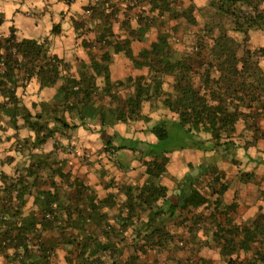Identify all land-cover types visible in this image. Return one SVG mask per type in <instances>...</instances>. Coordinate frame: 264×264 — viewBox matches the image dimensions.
<instances>
[{"label":"crops","instance_id":"obj_1","mask_svg":"<svg viewBox=\"0 0 264 264\" xmlns=\"http://www.w3.org/2000/svg\"><path fill=\"white\" fill-rule=\"evenodd\" d=\"M176 1L180 3L182 8L192 5L191 7L196 9H200V6L207 3L206 0ZM130 4L132 5L130 0H0V37H7L11 31L17 41L32 40L36 43H42L45 40L49 54L55 55L63 63L60 78L49 87L40 88L35 76L25 82L22 73L20 74L16 81L17 87L14 90L17 104L5 105V108L13 109V106L18 108L14 116L15 120L13 115L11 117L10 113L0 109V213H5L10 224L17 222V226H19L29 214L40 216L41 212L35 203L41 191L55 193L57 204H59L56 208L60 219L68 224L67 227L78 231L81 229V234L78 236L67 237L63 240L62 245L64 246L71 245L74 248L70 240L83 241L81 235L84 234L85 229L92 232L98 221L100 228L104 229L105 223L98 220L96 215L106 216L107 222L114 225V216L118 214L122 203L125 201L123 188L128 187L135 191V188H140L146 184L148 179V175L145 173L146 163L151 158L140 151H145L146 144L154 143L155 137L150 132L151 127L148 132L145 131V127L137 130L138 125L134 122H149L145 115L149 116L148 103L152 98L142 102L141 119L130 118L116 121L114 118L116 102L122 100H120L121 97L118 92L115 93L113 84L125 78H131V75L144 73L141 70L144 68H135L132 60L127 58L124 52L114 53L113 46L102 43L103 40L114 43L129 39V48L134 58L141 50L148 48L147 46L152 40L148 32L151 31L152 26L143 34L141 40H137L124 29L119 31L120 21L127 15L130 19L129 29L136 30L139 27L136 11L140 12L141 18L151 19L158 15H155L154 11L144 12L145 6L143 4H135L129 7ZM108 6L115 9V13L106 17L105 15L111 11ZM154 6L157 8L156 5ZM111 17L116 19V24L111 21ZM54 26L58 27V32L52 34L51 30ZM258 37L255 34L252 36V41L255 46L262 47L264 38ZM99 47H101V51H98L97 48ZM99 52L101 54L98 56ZM105 52L110 55L108 63L100 61L101 55ZM95 62L99 65H106L111 86H105L103 71H94L93 63ZM145 72L148 73V69ZM66 78H74L83 83L94 84L96 91L92 93V102L93 108L97 111L92 117L83 115L81 112L78 113L75 109L68 110L66 108L67 101L64 100V93L59 92ZM136 78L131 79L134 81ZM146 81L148 82L147 78ZM4 99L6 98L0 96V102H3ZM26 112H29L32 117L39 115L43 118L49 116L62 119L67 127H62L58 121L49 118V128L56 131L45 142L37 145L34 142V131L30 130L24 123L22 116ZM101 116L104 117L103 123ZM262 119L264 120V117ZM259 129H261L260 126ZM135 142L139 151H131L128 148ZM108 144H111L115 149V156L112 160L108 159L105 152ZM77 150L90 157V162L84 164L82 159L76 156ZM175 152L178 151L172 153ZM172 153L166 154L168 160L164 173L155 180L157 185L166 189V194L163 199L156 202L153 208L156 210L158 207H163V212L151 222L150 230L156 228L160 232H167V220L184 213L176 209L173 215H169L167 211L169 204L176 205L178 189L184 175L189 170V164L196 169L198 166H202L203 172L207 171L206 167H209V171L211 169L216 170L215 166L204 162L195 166L186 161L187 170L179 175L169 163L168 156ZM131 154L133 155L131 156ZM257 154H261V152ZM211 171L210 174L214 177L215 173ZM261 171L263 173H257L258 175L253 177V181L258 176L263 177L259 189L254 186H251L252 189H247L243 187V184L230 187L224 184L226 190L220 197L219 213L215 212V217L211 216L215 231L217 223L225 222L221 213L223 212L222 209L230 204L235 205L234 212L230 214V218L231 215H234V220L231 219V222L239 228L249 219L256 217L258 213H264V202L260 197L264 194V176H262L264 175V168ZM173 173L178 178L175 185L173 184L174 180L171 182L169 178ZM221 176L223 177V173ZM199 183L200 181L197 179V186ZM17 195L22 196L24 205L19 206ZM107 198L111 200L110 203H103L102 201ZM206 198L208 200L214 199L212 196ZM101 202L103 204L100 205ZM67 208L71 211L75 209L70 217H68ZM199 208L212 210V207L208 206ZM79 210L83 211L81 212L83 217L79 218ZM191 210L193 209L185 212ZM148 212L147 209L140 216L139 221L133 220V225L126 229L123 237L119 238L120 241L115 238L107 240V238L102 237L101 233L97 236V240L120 251L119 257L128 264H179V259L182 258L184 260L181 262L188 264L186 260L189 255L183 251H175L174 248H170L173 245L168 240L159 247L150 248L146 243L147 237L143 238V236L136 235L137 226L146 224ZM210 213L209 211V216ZM223 226L228 228L225 223ZM54 232L55 228L45 229L42 233L43 240L55 241L54 243L58 246L60 241L50 237ZM215 238L218 239L219 235ZM152 240L157 243L159 239L155 235ZM219 240L220 248H218L216 256L208 254L205 250H200L195 256L197 261L195 262L207 264V259L210 257L227 262L228 257L222 256L220 253L223 241L221 238ZM141 247H143V251L140 250ZM12 253L13 250L9 248L2 255L9 257ZM111 255L108 253L90 255L87 252L80 258V262L82 264H85V261L90 264H105L108 263L106 258L110 259ZM66 258L68 257H65V262ZM4 260L6 264H14L11 260ZM75 260L79 259L76 257ZM111 261L112 263L115 262L114 258Z\"/></svg>","mask_w":264,"mask_h":264},{"label":"trees","instance_id":"obj_2","mask_svg":"<svg viewBox=\"0 0 264 264\" xmlns=\"http://www.w3.org/2000/svg\"><path fill=\"white\" fill-rule=\"evenodd\" d=\"M158 1L161 4L158 16L167 12L171 18L181 17L187 22H194L193 17H191L192 7L176 11L171 9L172 1ZM260 2L262 3L264 0H210L209 6L214 14L222 16L232 25L231 31L240 33L243 38L241 42L236 41L227 35L226 30L221 28L218 36L213 40L208 57H203L204 62L201 61L200 63V68L203 69L199 73L202 83L197 88L194 87L190 75L192 65L184 60L175 61L172 59L167 35L164 33H158L156 40L150 44L149 49L141 50L136 58L131 54L129 39L114 43H110L108 40L102 41L105 45L113 46L114 53L124 52V55L132 60L135 68L148 69V82L146 77H138L134 81L131 78L126 80L133 83L134 93L124 101L116 102V109L114 110L116 121L142 118L140 114L142 102L160 95L162 74L172 72L175 74L173 84L178 92L174 100H164L168 106L172 104V110L177 114L176 119L161 120L153 125L150 132L154 135L155 142L146 144L145 151H140L151 158L146 163L145 173L148 175L146 184L140 188H135V191L128 187H122L125 201L122 203L118 214L114 216V225L107 222L106 216L96 215L98 220L105 223V228L101 229L99 221L96 222L102 237L107 238V240L115 238L120 241L126 229L133 225V220L139 221L140 216L148 209V220L146 224L137 226L136 235L143 236V238L147 237L146 243L150 248L159 247L170 238L171 235L168 232H160L156 228L150 230L151 222L163 212V207H158L156 210L153 208L156 202L163 199L166 194V189L155 182L164 173L168 160L166 154L185 149L204 152L214 151L221 146L224 151H230L234 149V143L230 140L221 142V139L232 137L235 133V125L239 120L251 131L252 142L258 139L264 141V133L260 131L257 124V120L264 117V71L259 68L258 61L255 59L256 53L261 52V50H251L246 45V37L250 33L264 31V11L259 10L258 4ZM108 8L111 9V6ZM114 13L115 9L112 8L105 16L109 17ZM152 22V19L149 18H138L139 27L136 30H130L128 24L125 28L128 29L130 36L141 40L143 34L150 29ZM57 32L58 27L54 26L51 33ZM47 47L45 40L42 43H36L32 40L17 41L11 31L7 37H0V96L6 98L0 102V109L10 113L11 117L13 115L14 120L18 108L14 106L13 109L5 108V105L17 104L14 90L21 73L25 82L35 76L40 88L52 86L60 78L63 63L55 55L49 54ZM109 60V53L105 52L100 57L102 63H108ZM209 68L215 69L218 74L217 77H212ZM93 69L95 72L103 71L105 86H111L106 65H99L95 62ZM122 84L123 81L117 82V86ZM94 91H96L94 84L83 83L74 78H66L59 89V92L64 93L68 110L75 109L78 113L81 112L83 115L91 117L97 111L93 108L92 102ZM22 117L25 125L34 131V142L37 145L45 142L56 131L49 128V118L58 121L62 127H67L62 119L56 117L47 116L43 118L39 115L32 117L29 112H26ZM103 118L101 116L102 123ZM201 134L209 137L202 139ZM111 147V144L106 145V149ZM128 148L131 151H139L136 142L129 145ZM188 168L189 170L184 175L178 189L176 205L169 204L167 212L169 215H173L176 209L185 212L208 206L212 207L210 216L215 217V212H218L219 209L220 197L225 192L226 186L220 184L219 188L210 195L214 197L213 201H210L197 188V179L202 173L203 167L198 166V171H195L196 167L189 164ZM206 168L208 172L212 170L209 171V167ZM211 172L215 173L214 180L216 181L217 176L220 175L215 170ZM240 178L247 183L251 181L252 175L242 173ZM16 198L19 206L24 205L22 196L17 195ZM110 201L107 198L102 202L109 204ZM102 202L100 205L103 204ZM35 205L41 212L40 216L29 214L19 226H17V222L10 224L5 213H0V254H4L7 249L11 248L13 250L12 255L4 257L14 264H52L51 259L57 245L54 243L55 241L43 240L42 233L45 229L50 230L56 226L45 216L49 214L52 219H55L56 207L59 204H57L55 193L41 191ZM62 208L65 209L64 206ZM234 209V204L222 209L223 212L221 213L225 219L224 223L228 225L227 229L223 226L224 223L216 224L215 236L219 235V239L221 238L223 241L220 253L222 256L228 257L226 264H253L249 261H239L230 257L237 250L247 252L250 245L262 235L264 232V213H258L249 225L245 223L239 228L231 222L230 214L234 212ZM66 210L68 217L75 211L73 209L72 212L69 208ZM79 211L80 218L83 211ZM155 235L159 239L157 243L152 240ZM81 236L83 241L70 240L79 260L87 252L90 255L100 253L118 255L120 253L109 244L98 241L95 233L87 229ZM236 237H239L237 241L235 240ZM140 250L143 251V247ZM66 263L72 264L68 258H66ZM84 263L90 264L86 261Z\"/></svg>","mask_w":264,"mask_h":264},{"label":"rangeland","instance_id":"obj_3","mask_svg":"<svg viewBox=\"0 0 264 264\" xmlns=\"http://www.w3.org/2000/svg\"><path fill=\"white\" fill-rule=\"evenodd\" d=\"M132 1V5L130 4L129 7L139 4H143L145 6L144 12H153L155 15H158L161 4L158 0H130ZM172 1L171 9L176 11H181L183 9L190 8L192 5L182 8L180 3H177L176 0ZM207 3L200 6V9H196L192 7V16L194 22L190 23L187 22L184 18H171L169 13L162 14V17H152V28L151 31L148 32V35H151V42L154 41L155 37L158 33H164L167 35V40L169 43V47L172 53V59L177 60H184L185 62H189L192 65V71L190 72L191 79L194 83V87L197 88L202 83L200 81V74L203 69L200 68V63L203 61V57H208L209 50L213 44V40L218 36L221 28L227 31V35L233 38L236 41L242 40L243 36L240 33H236L231 31L232 25L226 21L222 16H217L214 14L213 10L210 8L209 3L210 0H206ZM157 8H155V6ZM259 10L264 11V2H260ZM138 18L140 17V12L136 11L135 13ZM147 18V17H145ZM142 18V19H145ZM129 17L125 15L120 21L119 31L124 29L128 33V29H126V24L129 23ZM111 21H114L116 24V19L111 17ZM128 27L129 24H128ZM107 29V28H106ZM110 30V28H109ZM123 33V32H122ZM127 34L126 32H124ZM257 34L258 38H264V31H257L250 33L248 35L246 45L251 50L258 49L261 52H257L255 59L258 61L259 68L264 71V45L262 47L255 46L254 42L252 41V36ZM148 37V36H147ZM150 42V43H151ZM148 44V48L150 46ZM98 51H101V47L97 48ZM101 53H98V56ZM204 62V61H203ZM210 74L212 77H217V73L215 69L209 68ZM144 73L138 75L134 74L131 75L132 79L142 76L148 77V73L146 68L141 69ZM140 71V70H136ZM174 73L162 74L161 79V87H160V95L152 97L151 101L148 103V114L146 116L148 121H137V130L142 129L143 127L146 128L145 131H149L150 127L155 125L161 120H173L176 119L177 114L172 110V104L169 106L164 102V100H174L178 95L177 89L174 87ZM127 78L123 79V84L121 86H117V83L113 84L115 87V93L118 92L119 96L121 97L120 100L124 101L128 95H131L134 92V85L133 83H129L126 81ZM201 93H203L201 91ZM144 105V104H143ZM258 127L260 126L261 132L264 133V120L262 118L257 120ZM141 127V128H140ZM202 139H206L209 136L201 134ZM226 140H230L234 143V149L230 151H224V148L221 146L214 151H200V150H191L187 149L180 150L178 152L172 153L168 156L169 163L171 167H174V170L182 174L183 171L187 170L186 161L192 163L193 165H197L199 163H207L211 166H215L218 174L217 180L214 181V177L208 171H202L201 175L198 177L200 183L198 184V189L200 192L205 196L209 197L212 192L219 188L220 184H225L227 187L236 186L243 184L244 188H251L254 186L259 189L261 183L263 182V177H257V179L253 177L254 175H258L257 173H263L261 171L264 168V141L262 139H258L255 142H252V133L243 125V122L239 120L235 125V133L232 137L226 139L222 138L221 142ZM115 147V146H114ZM255 151V152H254ZM106 152V150H105ZM261 152V154H257ZM133 154H131L132 156ZM233 161V162H232ZM235 162V163H234ZM183 164V166H181ZM181 166V167H180ZM197 171V169L195 170ZM223 173V177L221 176ZM242 173H251L252 179L250 182L245 183L240 178V174ZM175 174L170 175V181H175L178 179L174 176ZM264 176V175H262ZM220 177V178H219ZM171 186V185H170ZM173 189V187H172ZM170 189V191H172ZM262 201L264 202V194L260 196ZM214 198V197H212ZM210 201H213L210 200ZM74 208V207H71ZM209 209V208H208ZM207 208H197L193 209L190 212H184L182 214L177 215L173 219H168L166 226L168 227V233L171 235L170 238L167 240L173 246L170 248H174L175 251H183L188 254V259L186 260L188 264H199L196 263L195 256L202 251H207L208 254L212 256H216L218 248H220V240L219 238L216 239L214 236V227L212 225V217L209 216L208 212L212 213V210H208ZM57 210V208H56ZM236 217V215H235ZM52 220L56 226L55 232L50 235L51 238L57 239L60 241L59 245L57 246L56 250L54 251V256L52 257V264H67L65 262V257H68L72 260L73 264H82L80 260L76 259V252L73 246H64L62 245L63 240L67 237H75L78 234H81V229L78 231L77 229L67 227V223H65L62 219H60L58 213L56 212ZM254 217L253 219H255ZM231 219L234 220V215H231ZM253 219H247L246 224L249 223ZM242 222V221H241ZM240 222V223H241ZM88 230V229H87ZM96 236L100 234L99 227L95 226L92 230ZM239 237H236V241ZM115 260L112 263L111 260ZM6 259L0 254V264H6ZM231 259H238L239 261L244 262H251L253 264H264V232L260 235L256 242H253L250 245V248L247 252H243L241 250H237L231 257ZM105 264H128L124 262L119 255L112 254L110 259L107 257ZM184 259H179V264H183ZM196 261V262H195ZM207 264H226L225 261L217 260L216 258H209L207 259ZM132 263V262H131ZM101 264V263H100Z\"/></svg>","mask_w":264,"mask_h":264},{"label":"built area","instance_id":"obj_4","mask_svg":"<svg viewBox=\"0 0 264 264\" xmlns=\"http://www.w3.org/2000/svg\"><path fill=\"white\" fill-rule=\"evenodd\" d=\"M106 153H107V157L109 160H112L115 156V149L113 148V146L110 149H106ZM76 156H78L80 159H82V161L84 162V164H87V162H90V157H88L87 155L83 154L82 152H80L79 150H77L76 152ZM45 218L47 220H53L52 216L47 214L45 216Z\"/></svg>","mask_w":264,"mask_h":264}]
</instances>
